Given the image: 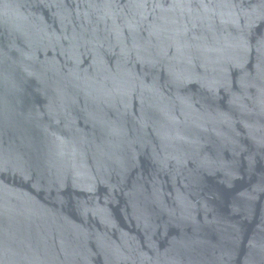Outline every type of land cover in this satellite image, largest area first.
<instances>
[{
  "label": "water",
  "instance_id": "obj_1",
  "mask_svg": "<svg viewBox=\"0 0 264 264\" xmlns=\"http://www.w3.org/2000/svg\"><path fill=\"white\" fill-rule=\"evenodd\" d=\"M0 264H264V0H0Z\"/></svg>",
  "mask_w": 264,
  "mask_h": 264
}]
</instances>
